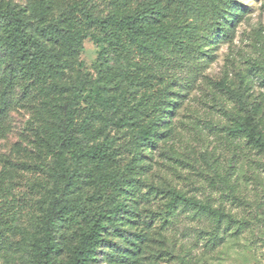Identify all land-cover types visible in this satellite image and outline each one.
<instances>
[{"label": "rangeland", "instance_id": "1", "mask_svg": "<svg viewBox=\"0 0 264 264\" xmlns=\"http://www.w3.org/2000/svg\"><path fill=\"white\" fill-rule=\"evenodd\" d=\"M85 1L0 0V264L37 262L43 214L62 183L53 143L74 86L87 97L74 107L77 122L108 109L92 90L129 120H93L61 156L69 163L72 151L111 142V156L87 162L68 196L88 204L109 195L125 205L92 264H264V151L229 130L251 116L264 138V0H93L94 14H135L160 33L131 38L64 15L60 27L99 40H57L45 62L15 65V24L4 10L23 13L42 43L36 24ZM144 128L151 139L140 137ZM173 190L223 215L184 203L169 210ZM70 222L55 227L51 264L66 263L87 227L79 216Z\"/></svg>", "mask_w": 264, "mask_h": 264}, {"label": "trees", "instance_id": "2", "mask_svg": "<svg viewBox=\"0 0 264 264\" xmlns=\"http://www.w3.org/2000/svg\"><path fill=\"white\" fill-rule=\"evenodd\" d=\"M169 3H188V0H165ZM95 2L87 0L81 4H75L67 7L59 13L58 17L49 24H36L34 31L43 36L44 42L39 43L33 35L27 33L26 29L29 24V19L18 12L15 8L6 9L2 15L7 17L15 24L14 30L10 33L8 39V47L11 53L12 61L15 65L24 63H34L39 56L43 62L47 60L45 54L51 50L50 44L57 40H70L85 36L95 38L92 33H85L82 35L78 30L68 32L67 29L58 25L60 18L64 15H74L76 13L83 17L84 23L95 25L101 30L107 27L114 26L120 31H124L131 38L137 36H151L158 35L160 29L151 27L147 28V23L140 21V17L135 14L123 15H105L100 16L92 13ZM144 19L145 18V15ZM143 19V20H144ZM113 36V35H111ZM108 40V39H106ZM87 94L92 96V99L97 103L108 108L105 111L93 110L87 113L80 122L75 119L74 107L78 99L87 98L84 95V90L81 86H74L68 103L64 106V120L61 128L58 130V136L54 141L56 168L61 177V185L59 192L54 195L50 201L49 206L43 214V233L44 239L41 250L37 255L36 264H51V259L57 249V242L55 236V227L60 223H71L75 216L82 217L87 220V227L80 234L77 244L73 248L69 259L64 264H92L95 253L103 241V231L107 226H115L117 216H121L125 211V205L122 202L116 204L110 203V196L103 197L98 194L94 197H88L87 201L90 203H76L68 198L69 194L83 179L86 163L89 161L103 160L111 156L113 149L111 142L107 139L92 144L87 148H79L71 153V161L67 163V159H61L63 153L75 143L76 133H82L85 127L95 119L105 120L113 125L123 127L128 124L124 113H118L121 110L120 104H115L114 100L99 91H89ZM89 96V95H87ZM140 135L143 139H151L153 129H141ZM232 132H243L246 134L247 142L259 150L264 151V138L260 135L258 126L254 119L248 116L242 123L237 126L229 128ZM114 183L120 179L113 177ZM171 195L167 207L171 210L179 203L192 205L200 210L214 212L223 215L222 212L216 211L210 205L202 201L195 200L192 197L186 196L177 191H170ZM100 202V203H99ZM96 207L90 210V206Z\"/></svg>", "mask_w": 264, "mask_h": 264}]
</instances>
